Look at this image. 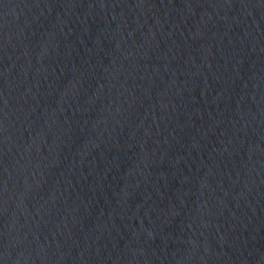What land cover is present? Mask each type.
Masks as SVG:
<instances>
[{"label":"water","instance_id":"1","mask_svg":"<svg viewBox=\"0 0 264 264\" xmlns=\"http://www.w3.org/2000/svg\"><path fill=\"white\" fill-rule=\"evenodd\" d=\"M0 264H264V0H0Z\"/></svg>","mask_w":264,"mask_h":264}]
</instances>
